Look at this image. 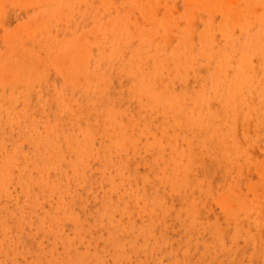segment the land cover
Returning a JSON list of instances; mask_svg holds the SVG:
<instances>
[{"label":"rangeland","instance_id":"1","mask_svg":"<svg viewBox=\"0 0 264 264\" xmlns=\"http://www.w3.org/2000/svg\"><path fill=\"white\" fill-rule=\"evenodd\" d=\"M133 1L0 0V264H264V0Z\"/></svg>","mask_w":264,"mask_h":264},{"label":"bare ground","instance_id":"2","mask_svg":"<svg viewBox=\"0 0 264 264\" xmlns=\"http://www.w3.org/2000/svg\"><path fill=\"white\" fill-rule=\"evenodd\" d=\"M132 1H133V0H132ZM135 1H136V0H135ZM148 1H150V0H148ZM205 1H206V0H205ZM133 2H134V1H133ZM208 2H209V1H208ZM136 3H137V2H136ZM151 3H152V0H151ZM151 3H150V2L148 3V4H150V5H149V8H151ZM206 3H207V1H206ZM209 3H210V2H209ZM148 4L146 3V5H148ZM187 4H188V3H187ZM210 4H211V3H210ZM208 7H209V6H208ZM209 8H210V7H209ZM146 9H147V10H145V12L147 13V15H149V12H151V11H150V9H148V6H147ZM212 9H213V8H212ZM206 10H207V9H206ZM147 11H149V12H147ZM152 13H153V12H152ZM225 13H226V12H225ZM188 15H189V14H188ZM230 21H231V20H230ZM166 25H167V23H166ZM263 25H264V24H263ZM151 27H152V26H151ZM168 27H169V26H168ZM181 31H182V30H181ZM233 31H234V30H233ZM183 32H184V30H183ZM258 36H260V35H258ZM263 36H264V35H263ZM194 37H195V36H194ZM258 38H259V37H258ZM259 40H260V39H259ZM211 41H212V40H211ZM257 41H258V40H257ZM263 41H264V40H263ZM186 42H187V41H186ZM187 43H188V42H187ZM187 43H185V44H187ZM259 43H260V42H259ZM185 44H184V46L186 47ZM254 44H255V46H256L257 43L255 42ZM187 45H188V44H187ZM252 46H253V45H252ZM210 47H211V46H209V49H208V50H210ZM259 47H260V46H259ZM252 48H253V47H252ZM252 48H251V49H252ZM262 48H264V47H262ZM262 48H260V51H261ZM245 49H246V48H245ZM208 50H207V51H208ZM211 50H212V48H211ZM211 50H210V51H211ZM245 51H246V50H245ZM203 52H205V51H203ZM243 52H244V51H242V53H243ZM251 52H252V50H251ZM228 53H229V52H228ZM203 54H204V53H203ZM210 54H212V53L210 52ZM224 54H225V53H224ZM218 55H219V54H218ZM226 55H227V54H226ZM234 55H235V54H234ZM244 55H245V54H244ZM244 55H243V57H244ZM179 56H180V55H179ZM219 56H220V58H221L222 54L219 55ZM246 56H247V55H245V57H246ZM225 57H226V56H225ZM225 57H223V58L225 59ZM238 57H239V56H238ZM247 57H248V56H247ZM247 57H246V60H248ZM180 58H181V56H180ZM195 59H196V58H195ZM205 59H206V58H205ZM227 59H228V57H227ZM243 59H244V58H243ZM229 60H230V56H229ZM250 60H251V59H250ZM241 61H242V60H241ZM241 61H240V62H241ZM248 61H249V60H248ZM219 62H220V61H219ZM230 62H231V60L229 61V63H230ZM240 62H239V63H240ZM242 62H244V60H243ZM184 63H185V62H184ZM237 63H238V62H237ZM191 65H192V63H191ZM228 65H229V64H228ZM228 65H227V66H228ZM241 65H242V64H241ZM225 66H226V65H225ZM225 66H224V67H225ZM236 66L238 67V64H236ZM253 66H254V65H253ZM224 67H223V68H224ZM244 68H245V67H244ZM242 69H243V68H242ZM246 69H247V68H246ZM246 69H245V70H246ZM250 69L253 70V68H250ZM250 69H249V70H250ZM245 70H244V71H245ZM221 71H224V70H221ZM247 71H248V70H247ZM253 71H254V70H253ZM223 73H224V72H223ZM247 73H248V72H247ZM221 74H222V73H221ZM235 74H236V73H235ZM243 74H244V73H243ZM157 75H158V73H157ZM236 75H237V74H236ZM219 76H220V75H219ZM219 76H218V77H219ZM243 76H244V75H242V77H243ZM248 76H249V75H248ZM120 77H121V76H120ZM218 77H217V79H219ZM224 77H225V76L223 75V78H224ZM237 77H238V76H237ZM242 77H241V80H242ZM214 78H215V76H214ZM221 78H222V77H221ZM238 78H239V77H238ZM246 78H247V77H246ZM250 78L253 79L252 77H250ZM235 79H236V78H235ZM243 79H244V78H243ZM258 79H259V78H258ZM214 80H215V79H214ZM235 81H236V80H235ZM253 81H255V80H253ZM257 81H258V80H257ZM216 82H217V81H216ZM225 82H226V81H225ZM247 82H248V81H247ZM255 82H256V81H255ZM255 82H253L252 84H255ZM259 82H260V81H259ZM261 82H262V81H261ZM242 83H243V80H242ZM257 83H258V82H257ZM262 83H263V82H262ZM10 84H11V82H10ZM217 84H218V83H217ZM224 85H225V84H224ZM245 85H246V84H245ZM255 85H256V84H255ZM255 85H254V86H255ZM236 86H237V85H236ZM241 86H242V85H241ZM249 86H250V83H249ZM89 87H90V86H89ZM234 87H235V85H234ZM237 87H238V86H237ZM252 87H253V86H252ZM235 89H236V87L232 90L233 93H234ZM250 89H251V88H250ZM236 90H238V89H236ZM237 92H238V91H237ZM237 97H238V93H237ZM240 99H241V98H240ZM258 103H259V102H258ZM262 107H263V106H262ZM85 111H86V110H85ZM88 114H89V113H88ZM72 115H73V114H72ZM93 115H94V114H93ZM244 116H245V115H244ZM106 135H107V134H106ZM161 139H162V138H161ZM167 168H168V167H167ZM188 175H189V174H188ZM188 178H189V177H188ZM258 262H259V261H258ZM256 263H257V262H256Z\"/></svg>","mask_w":264,"mask_h":264}]
</instances>
